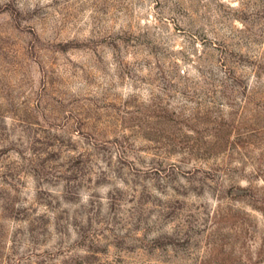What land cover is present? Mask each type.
I'll return each mask as SVG.
<instances>
[{
    "label": "rangeland",
    "instance_id": "374dc122",
    "mask_svg": "<svg viewBox=\"0 0 264 264\" xmlns=\"http://www.w3.org/2000/svg\"><path fill=\"white\" fill-rule=\"evenodd\" d=\"M0 264H264V0H0Z\"/></svg>",
    "mask_w": 264,
    "mask_h": 264
}]
</instances>
